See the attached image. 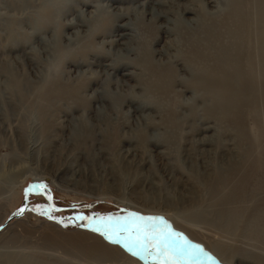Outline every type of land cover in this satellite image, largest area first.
Masks as SVG:
<instances>
[{"label": "rangeland", "instance_id": "rangeland-1", "mask_svg": "<svg viewBox=\"0 0 264 264\" xmlns=\"http://www.w3.org/2000/svg\"><path fill=\"white\" fill-rule=\"evenodd\" d=\"M164 1L0 0V264H116L97 260L90 253L82 256L77 242L86 248L89 243L81 241V233L96 237L135 264H162L165 258L155 251L149 255L133 246L128 232L111 235V239L105 234L135 217L156 218L138 222L179 233L189 242L193 257H184L179 264H228L214 250L218 246L227 257L242 255L253 263L264 262L263 107L256 115L243 108L249 143L237 145L230 121L222 122L216 111L211 116L202 111L214 104L207 92H194L191 84L200 76L201 67L214 66L205 56L211 50L207 45L214 42L215 47L216 41L227 40L222 24L229 22L225 17L236 6L241 15L249 13L252 23L250 33L238 38L251 46L252 69L261 67L255 52L259 8L246 0H214L209 6H202L204 0H176L179 6L175 9L160 8L157 4ZM184 7L193 8L194 13L182 16ZM152 10L164 12L167 18L153 21L147 14ZM205 13L213 17H207L201 26L190 22ZM83 19L86 24L79 28L65 25ZM123 24L134 26L138 40L127 45L125 38L110 46L108 42L119 34L132 36L133 31L117 29ZM165 29L172 34H165ZM76 32L80 38L69 43L66 38ZM169 43L173 45L169 57L153 53L163 51ZM128 46L135 48L129 57L114 55ZM199 51L204 57L198 61L194 55ZM192 59L194 64L189 63ZM165 62L169 64L162 65ZM93 72L101 76L92 79ZM116 80L128 86L117 88L112 85ZM164 80L169 89L162 92ZM96 94L106 100L96 101ZM177 101L190 103L191 109H180ZM131 103H150L152 110L133 112ZM199 126L211 130L194 132ZM202 138L211 146H206L199 160L196 140ZM157 142L164 146L156 149ZM218 144L226 151L217 152ZM227 167L234 171L226 172L234 174L230 179L234 186H216V182L213 188L203 177ZM56 173L78 184L79 192L59 190L53 179ZM31 174H42L39 182L31 177L20 184ZM177 184L185 194L197 198L191 206L197 205L198 217L191 218L203 223L190 233L176 229L162 213L140 212L112 198H91L83 193L113 187L143 198L141 205L148 199L161 206L181 197ZM216 197L228 201L221 215L213 206ZM47 234L61 240L48 242ZM119 260L117 264L125 263Z\"/></svg>", "mask_w": 264, "mask_h": 264}, {"label": "bare ground", "instance_id": "bare-ground-1", "mask_svg": "<svg viewBox=\"0 0 264 264\" xmlns=\"http://www.w3.org/2000/svg\"><path fill=\"white\" fill-rule=\"evenodd\" d=\"M231 1H233L234 3L236 2L235 0H231ZM246 1L248 3H251V4L253 3L254 5H257L259 8V10H257V12H256V18L258 19V21H260V27L258 26L259 27V37H258L259 41H258L257 49L255 50V52H257L259 55L261 67L258 68V70H256V71H254L252 69L253 68L252 67L253 57H252L251 46H249L248 44L243 45L241 43L240 38H238V36H241L245 33L246 34L250 33V31L252 29L251 28L252 23L248 19L249 13H247L245 16L241 15L240 11H239L240 7L236 6L232 10V12L230 14H227L225 17V18L230 19L229 22L228 23L223 22V24H222L223 25L222 27L225 30L223 37L226 38L227 40H224L222 43H219L218 41H216L215 47H213L214 42L212 45H207L208 48H211V50H208L207 53L205 54V56L207 57V60L212 61L214 66L211 67V65H210L209 68L207 65L205 67H201L200 68L201 69L200 76H196L194 78V80L192 81V83L190 81V83L192 84V87L194 89V92H197V91H201V92L204 91L205 93L207 92L206 94L209 95V97H210L209 99H211V101L213 102L212 104H214V105H211L214 108L209 109L206 107L207 109L202 108V111L205 110L204 112H206V114H209V116H211L210 114L215 115V111H216V114L218 115V117L220 118V120L222 122L223 121H230L231 126L235 129V138L237 141V145H241V146L243 145V143H246V142L249 143L248 134L245 132V129H244L245 128V125H244L245 118L243 117V113H242L243 108H248L249 110L253 111V115H256L258 113L261 106L263 107V110H264V0H246ZM214 2H215L214 0H211L210 2H207L204 0V1H202V6H209V4H213ZM157 5L160 6V8L162 6L164 8L165 7H170V8L174 7V9H175L176 5L179 6L177 4L176 0H167L166 2L164 1L163 3H158ZM251 7H252V5H251ZM182 13L183 14H193L194 9L191 7H184L183 10L181 11V15H182ZM147 14L151 17V19L153 21L158 20L159 18H161V19L167 18L166 14L164 12H159L156 10H152V11L148 12ZM197 15H198V17H196L193 20H190V22H192L193 25L201 26L203 21L207 17H210V18L213 17V15H209L207 13L197 14ZM167 23H169V22H167ZM250 23H251V25H250ZM84 24H86V21L83 19L80 22L77 20L69 21L65 25L68 28H74V27L79 28ZM130 25L131 24H123L121 26H118L117 29L118 30L123 29V30L129 31V32L133 31L131 33L132 36H130L129 34H125V33H123V35L119 34L113 40L108 42L109 45L110 46H117V45L121 44L120 42H122L125 38H126V40L128 39L126 41L127 45L134 43L136 39L138 40L139 36L136 35V32L134 31L135 30L134 26L132 27ZM165 30H167V29H165ZM77 32H79V31H77ZM170 33L172 34L171 30H169V32L167 30L165 34L168 35ZM74 35L75 36H69L66 38L69 43H72L76 39L80 38V33H77ZM172 46H173L172 43H169L168 47H164L163 51H154L153 53L157 54L158 56H161V57L162 56L166 57L168 55V50H172V48H173ZM134 49L135 48L128 46V48H126L125 51H124V49L119 50V51L115 52L116 54L114 53V55H116L117 57H120V56L129 57L130 54H133L135 52ZM122 52H126V53H122ZM200 52L201 51L196 53L197 55H194L198 61L201 60L202 57H204V55L202 56ZM167 57H169V56H167ZM192 61H193V59L190 60L189 63H191ZM168 64L169 63L165 62L162 65H168ZM79 74H81V73H79ZM102 74H104V73H102ZM92 76H93L92 79H98L99 76H101V74H100V72H97V73L93 72ZM166 77H167V75H166ZM181 81L183 82L182 84H184V85L186 84L185 83L186 81L184 82L183 79ZM112 83H111V81L109 82V84L116 85L117 88H120V89L124 88V86L127 85L125 82L118 81V80H116ZM154 85H157V84H154ZM172 85H173V83H172ZM155 87H156V91L159 90L157 86H155ZM192 87H189V89ZM71 89H73V88H70V90ZM168 89H169V82L167 80H164L163 84L160 85V90L162 92H165ZM171 89H172V87H171ZM71 94H72V92H71ZM73 94H74V92H73ZM197 94H199V92ZM134 95H135V93H134ZM192 96L196 97V99L198 97V96H194V95H192ZM94 97H95V100L100 102V103H103L106 100L105 98H104V100L100 99L101 97L99 96V94H96V96H94ZM130 97H132V96H130ZM135 97H137V96H135ZM203 97H205V96H203ZM138 98H139V96H138ZM111 99H113V98H111ZM109 101H110V99H109ZM112 102H114V101H112ZM177 102H179V101H177ZM126 104H128V103H126ZM149 104H147V103H131V106H132L131 109H133V112H138V111L144 112L145 110L151 109L152 105H149ZM165 104H167V103H165ZM179 105L181 107L180 109H189L191 107L190 103H180L179 102ZM99 112H100V110H99ZM159 112H160V110H159ZM197 112H198V110H197ZM189 113H191V112H189ZM185 118L186 117H184L183 120ZM188 118H189V116H188ZM206 118L207 117H205L204 119H206ZM189 119H191V118H189ZM189 119L187 121H189ZM195 119H196V117H195ZM217 120L220 121L219 119H217ZM182 122H184V121H182ZM202 123H203V121H202ZM151 126H153V125H151ZM208 130H211V128L207 127V126L205 128H203V126L202 127L199 126L198 128L194 129L193 131L198 132V133H206ZM217 130H220V129H217ZM220 132H221V130H220ZM219 137H220L219 132H216V141L217 142L219 141ZM196 142L198 143L197 145L200 146V148H199L200 151H199V156H198L199 157L198 159L200 160V159H203L202 158L204 156L203 153H206V151H207L206 146H211V144H209L210 142H208L207 138H205V139L202 138V140L201 139L196 140ZM161 143H163V142L154 143V147L156 149L158 147H163L164 145ZM214 144H216L215 141H214L213 145ZM216 150H217V152L226 151L225 149H223V147L220 144H218V146L216 145ZM240 156H243V152L240 154ZM131 161H133V160L131 159ZM232 166L234 167L235 165L231 164L230 167H232ZM203 169H205V167H203ZM228 170H230L231 173H234V171H232L231 169H229L227 167V168H218L217 170L213 171V174L212 173H208V174L206 173V175H203L205 173L204 172V173H202V175H203V177L205 176L207 178V180L209 181L210 184L213 183V188H215L216 182H217L216 186H218L219 183H220V185H225L228 187L234 186L235 183L230 180L231 177L232 178L234 177L233 176L234 174L228 175L229 173L228 174L226 173ZM191 173H195V172L191 171ZM40 175H42V174H31L27 177H24L20 181V184H23L28 178H31V177L36 178V179H34L35 182H39V180L41 179ZM55 175L56 176H53V179L58 181L56 186L59 187L58 188L59 190H65V191L67 190V192H69V191L79 192L78 191L79 190L78 184H75L72 180L67 181L65 179L63 173H61V174L56 173ZM199 175H201V174H199ZM218 176H220L221 178H218ZM189 178H190V176L188 175V179ZM177 185L179 188H181V192H180V194H182L181 197L177 198V199H173V200H166L165 203L166 204L168 203V205L165 204V205H161V206L158 204L159 202L158 203H157V201L149 202L148 199H146L144 202H142L143 204L141 205L140 199H143V198L138 197L137 195H134L130 191L125 193V192L120 191V189L113 188V187H106L104 189L102 188L101 191L99 190V188H96V189L90 188L91 190H89L88 192H83V193H85L84 195H88V197H91V198L92 197L98 198V199L112 198L116 201V203L124 204L125 206H128L133 210H138L140 212L162 213L172 220L176 229L183 230V231H186L187 233H190L191 231H194L193 227H195L196 225H199V223H203V222H197V220H194L191 218V216L193 217V215L198 217L197 213L194 211L195 208L197 207V205H196V207L191 206L192 204H196L195 199H197V198L189 196L188 195L189 193L185 194L186 192H185V190H183L181 185L180 184H177ZM206 188H208V187L206 186ZM221 192L222 191H218V193H221ZM210 193L212 194V192H210ZM192 195H194V193ZM15 199H18V194L15 196ZM216 199H217L216 201L213 200L214 201L213 206H215L217 209H219V212H220L219 215H221L223 210H224L225 205L228 204L227 203L228 201H227L226 197H224V198L216 197ZM188 205H189V208H187ZM165 206H168V207H165ZM164 207L166 208V210H163ZM232 214L236 217V214L234 212H232ZM204 219L206 220V218H204ZM167 222H168L169 226H172L171 221L168 220ZM47 235H49V236L45 237L46 240L48 239L47 241L51 242L53 244L57 243V240H58V242H59V240H61V239H59L60 237L55 235V234H54L55 236L53 235V237H52V234H47ZM80 235L82 238L81 241L83 240V241H86L89 243L88 247L86 248L84 246L83 242H77L78 246L76 247V249L80 251V254L82 256L86 257L90 253L97 260H103V261L107 260V261H110L111 263L113 262V263L117 264L120 261L119 259H124L123 260V262H125L124 264H135L134 261H132L131 259L120 255L121 253L118 252L116 249L110 248V247L104 245L103 243H101L99 241V239H97L96 237H92L90 235H86V234H82V233ZM72 236H76L77 238L80 237L79 235H72ZM219 248L220 247L218 246L214 250L219 254V257L222 259L223 262H226L228 264H257L256 262H254V263L250 262L249 260H247V258L243 257L242 255H232V256L227 257L224 255L225 252L224 251L221 252V249H219ZM22 264H28V263L25 261ZM262 264H264V262H262Z\"/></svg>", "mask_w": 264, "mask_h": 264}, {"label": "snow or ice", "instance_id": "snow-or-ice-1", "mask_svg": "<svg viewBox=\"0 0 264 264\" xmlns=\"http://www.w3.org/2000/svg\"><path fill=\"white\" fill-rule=\"evenodd\" d=\"M145 219L151 221L156 218L135 217L115 232L105 234L109 235V239H111V235L119 236L124 232H128V240L133 246L141 247L149 255L155 251L157 256H163L165 258L162 264H179L182 258L193 257L189 242L181 234L158 228L156 224L149 225L138 222L144 221ZM125 247H128V245L126 244Z\"/></svg>", "mask_w": 264, "mask_h": 264}]
</instances>
